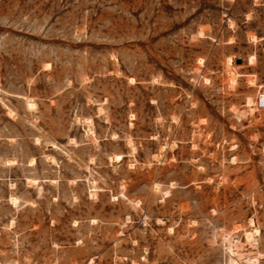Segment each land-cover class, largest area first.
Listing matches in <instances>:
<instances>
[{"label":"rangeland","instance_id":"obj_1","mask_svg":"<svg viewBox=\"0 0 264 264\" xmlns=\"http://www.w3.org/2000/svg\"><path fill=\"white\" fill-rule=\"evenodd\" d=\"M263 92L264 0H0V264H264Z\"/></svg>","mask_w":264,"mask_h":264},{"label":"bare ground","instance_id":"obj_2","mask_svg":"<svg viewBox=\"0 0 264 264\" xmlns=\"http://www.w3.org/2000/svg\"><path fill=\"white\" fill-rule=\"evenodd\" d=\"M204 37L205 35H204V33H203V31L201 30V32L199 33V37ZM249 38L251 39V40H253L254 39V36L253 35H251V36H249ZM253 59H254V57H253ZM253 59L252 58H250L249 59V62H253ZM233 58L232 57H227V59L225 60V68H226V70H225V75H224V80H225V82L227 83V84H231L232 86H233V84H235L236 83V76H238L237 75V73L234 71V64H233ZM252 64V63H251ZM247 81H248V83L251 85V84H253V80L252 79H247ZM204 82L205 83H207L208 81H207V79H204ZM231 86V87H232ZM252 100L251 99H248L247 100V104L246 105H248V111L250 110H253L252 108L254 107V106H252V105H254V104H252ZM258 106L259 107H262V108H264V92L262 93V94H260V95H258ZM254 103V102H253ZM88 132H89V134L91 135L92 134V131H91V129L90 130H88ZM117 158V157H116ZM115 158V159H116ZM114 161V160H113ZM115 162H116V160H115ZM10 203H11V205L12 206H16L17 205V201H18V199H16L15 197H13V196H11L10 198ZM251 224H253L252 223V221H249ZM253 227V226H252ZM257 233H258V230L256 229V228H254L253 230H252V228H251V230H247V231H245L244 232V238H245V241L247 242V243H249V244H252L253 243V241H254V237L257 235ZM223 238V237H222ZM223 242H226L227 243V245H228V251H229V253L231 254V259H230V255L228 256V258L230 259V262H229V264H237V261L239 262L240 260H243V259H245L246 257L244 256L243 257V254H242V249H243V245H242V242L241 241H235V242H233V241H231V239H229V237L227 236V235H225V237L223 238ZM245 242V243H246ZM227 245H226V247H227ZM227 249V248H226ZM228 259V260H229ZM247 259H249L248 258V256H247ZM248 261V260H247ZM92 263V262H91ZM245 263V262H244ZM244 263H242V264H244Z\"/></svg>","mask_w":264,"mask_h":264},{"label":"water","instance_id":"obj_3","mask_svg":"<svg viewBox=\"0 0 264 264\" xmlns=\"http://www.w3.org/2000/svg\"><path fill=\"white\" fill-rule=\"evenodd\" d=\"M239 60H237V63H238Z\"/></svg>","mask_w":264,"mask_h":264}]
</instances>
